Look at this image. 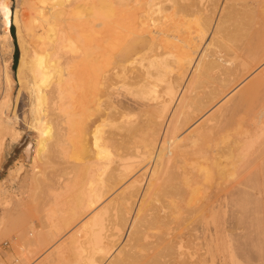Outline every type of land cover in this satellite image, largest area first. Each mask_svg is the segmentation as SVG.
Wrapping results in <instances>:
<instances>
[{
    "label": "bare ground",
    "instance_id": "bare-ground-1",
    "mask_svg": "<svg viewBox=\"0 0 264 264\" xmlns=\"http://www.w3.org/2000/svg\"><path fill=\"white\" fill-rule=\"evenodd\" d=\"M11 2L0 0V32L3 37L0 38V78L4 83L0 94V165L5 135L12 142L22 135L16 126L17 113L8 116L13 106L15 80L11 66L14 51ZM22 2L27 9L24 18L21 14L25 12L20 14L23 9L19 10L21 27L26 32L25 56L17 73L22 84L27 78L30 80L27 89L32 103L31 126L38 132L34 159L39 158L46 140L43 152L50 137L59 136L58 139L63 137L65 139L62 140L67 142H61L63 146L69 144L84 159L95 156L97 170L95 173L91 165L89 167L93 168L94 174L89 172L88 161L85 160L87 174H91L90 177L94 175V184L87 175L89 189L81 192L78 188L81 200L80 197L75 200L78 206L73 207L72 212L70 210V220L62 217L64 210H60L58 215L51 213L55 214L50 215L51 219L57 217L55 222L59 216L67 219L64 226L71 227V234L65 244L67 249L64 248L68 251L59 250V255L49 264L64 261L68 258L64 254L69 251L77 253H73L76 264H161L166 260H161V256L166 257L169 251L172 256L175 253L172 250L183 252L186 249L183 233L173 234L171 229H167L170 232L152 231L166 226L167 221L160 214L161 209L156 212L151 204L161 190L166 191V187L172 189L170 187L190 180L189 171L182 169L188 164L194 168L191 172L203 173L204 179L218 173L219 182L222 179L228 184L238 176L241 179L242 173L250 167L248 182L253 181V187L258 191L254 189L253 193H246L248 187H244L248 185L243 184L246 178H242V182L237 178L238 184H230L226 194L218 195L205 207L213 220V229L200 244L214 257L221 254L218 264H264V210L256 203L263 212L257 210L253 213L250 204H246L250 199L258 204L264 201V68L246 85L236 101L212 113L193 129L190 128L194 123H189L193 112L190 108L205 111L230 94L227 91L232 85L245 80L246 75L264 65V0ZM207 35L210 37L204 44ZM2 55H8V58L3 60ZM165 68L172 73L170 85L159 91L155 88L154 79ZM179 87L182 93L180 100L171 107L172 96ZM257 96L260 99L251 111H247L249 114L241 115L244 113L240 111L243 103ZM63 146L61 152L64 153ZM138 149L141 159L127 161ZM195 155L197 158L193 157ZM94 159L90 161L94 162ZM146 159L153 165L147 184L141 189L139 179L133 178L132 173ZM22 169L20 164L12 171L19 176ZM194 183L198 185L199 181ZM122 184L126 185L116 197L106 202ZM71 185H74L72 180ZM194 185L186 186L191 194L197 190ZM73 188H70L71 194ZM83 188L81 186V190ZM6 189H0V203L3 204L7 203ZM179 192L182 194L183 191ZM238 192L243 193V203ZM234 194H238L240 202L245 203L244 207L252 211L249 214L248 209H244L247 212H243L246 217L249 214L250 222L252 220L250 226L245 223L250 231L245 226L244 229L251 232L255 228L251 232V240L247 239L248 243L240 237L242 229L234 232L239 236L233 233L234 210L229 199ZM238 207L235 205L236 210ZM236 214L243 215L239 211ZM238 223L236 228H239ZM59 227L56 235L61 236ZM49 228L39 234L44 232L43 237H52L49 240L52 241L56 236L55 230ZM234 235L242 239L245 260L241 252L240 257V250L236 251L240 242L237 241L235 247ZM45 239L40 238L39 242L48 243ZM197 244L199 241L193 245ZM193 250V256L198 254L193 263H197L200 254L197 249ZM255 252L257 259L254 258ZM229 253L232 260L228 258Z\"/></svg>",
    "mask_w": 264,
    "mask_h": 264
},
{
    "label": "rangeland",
    "instance_id": "rangeland-1",
    "mask_svg": "<svg viewBox=\"0 0 264 264\" xmlns=\"http://www.w3.org/2000/svg\"><path fill=\"white\" fill-rule=\"evenodd\" d=\"M11 1H12L11 6L13 8L11 32L13 35V42H14V51H13L11 66H12L13 75H14L15 80L13 83L14 89L12 88L13 106H12V110L8 113V116L9 117L13 116L12 115L13 112L17 113V115H18V118H17L18 121L17 122L18 123L16 124V126L22 135L15 142H12L10 140V137L8 135H5V141H4L5 142V148L1 154V165H0V183H1L0 185H1V187H0V189L3 187L5 189L7 188L6 189L7 192L5 193V198L7 199V203H5V204L0 203V264H49L57 256V254L59 255L60 251H62L64 253H66L68 251V250L66 251L67 247H65V246L67 245V241H68L69 236H70L69 234H71V231H70L71 227H70V229L65 228L64 225L66 224V222H67L66 220L68 218L70 220V213L73 211V207L78 206V201H75V200L79 199V197L81 196L80 193L84 189H89V187L87 186L89 181L95 179V178H93L94 175L90 177L91 174L89 173L90 175H88L87 173L89 171V172H93L92 174H94L93 168H95L94 169L95 173L97 172L96 167H95L96 162H95V159L93 158L95 156L91 157L92 159H94L93 160L94 162H92V160L90 161V159H91L90 157L84 159V157L77 150L74 151L75 148L72 149L71 146H68L69 144L68 145L66 144L67 148L65 146H63L61 142L64 141L63 143H65L66 140H62V139H65L62 136H60V138L62 137V139H58L59 136H57L55 138L50 137L48 147H46L45 151L43 152L42 149H44L45 143L47 144V142H46L47 140H46L44 145L41 146L42 152H40L39 158L34 159V153H35L34 148L36 145V139L38 138V132L34 129V127L31 126L32 125L31 124L32 123L31 122L32 121V119H31V117H32V109H31L32 103H31L30 94H29L28 89H27L28 81H30V80H27L28 79L27 78L26 82L24 84H22L19 81L18 73H17L18 72L17 68H19L20 61L22 60L23 56H25V45L24 44H25V38H26V34H25L26 32H24L25 30L22 29L21 23L19 20V10L23 9V11H20V14H21V12H25V13L21 14V17L24 18L25 17L24 14L26 15L27 9H26V5L23 4L22 0H11ZM0 22H1V20H0ZM13 26H14V28H13ZM0 29H1V24H0ZM209 37H210L209 35L206 36L204 44L209 39ZM0 38L1 39L3 38L1 35V32H0ZM27 38H28V36H27ZM22 43H23V45H22ZM234 46H236V45L234 44ZM27 50H28V48H27ZM2 57H3V60H5L8 58V55H5V57H4V55H2ZM3 60H2V62H3ZM263 66L264 65L260 66L256 70H253L251 73L246 75L244 77L245 80L242 79L243 81L240 80L239 82L232 85V87L227 91V93L229 92L230 94H228L220 102L213 103L210 107L205 109V111L200 112V111L193 110L192 108H190V111L192 110L193 112L190 113L191 114V117H190L191 121L189 123L190 124L194 123V124H192L190 129L197 127L208 116H210L212 113H215L216 111H218L223 106L231 104L234 101H236L238 99L239 94L241 95V93L244 92V88L246 87V85H248L259 74V72L262 68H264ZM171 76H172V73L169 69H166V68L162 69L159 72L158 77L154 79L155 88L158 89L159 91H161L163 86H165V85L169 86L170 81H171ZM3 88H4V83L2 84V79L0 78V94L3 91ZM181 94H182L181 93V87H179V89L172 96L171 105H170L171 107L174 105L176 106L178 104V101L180 100ZM260 95H262V94H260ZM259 99H260V96H257V97H252L250 100L245 101L243 103L241 110H240L241 112L244 111V113L240 112L241 115L247 114L249 111H251L252 107L255 104H257ZM245 111H246V113H245ZM106 128H108V127H106ZM54 141H56V142H54ZM59 141H60V146L62 145L63 148L65 147L64 153H63V151L61 152L62 146L61 147L58 146ZM56 147H58V148H56ZM68 147L69 148L71 147V149L73 151H71V149L69 150ZM139 149H138V151L132 150L134 152V154L131 158L127 159V161L128 160H136V161L140 160L141 158L138 155ZM76 151H77V154H76ZM62 153H63V156H61ZM256 154H258V152ZM59 155H60V157H59ZM79 155H81V156H79ZM2 156H3V158H2ZM193 157H196V155ZM31 159H33V160H31ZM86 159L88 162L85 161ZM193 159H195V158H193ZM82 160H83V162H82ZM51 161H53V162H51ZM84 162H87V165ZM13 163L15 165H13ZM42 163H43V165H42ZM81 163L82 164L84 163V164L82 165ZM88 163L90 165H88ZM20 164H21V167L23 168L22 173L19 176H16L15 171H12V169L16 170L18 167H20ZM17 165H19V166H17ZM85 165L88 167L89 166L91 167V165H92V167L93 166L94 167L93 168L89 167L91 169V171L89 168H88L89 170L87 171ZM152 165H153V162H150L149 159H146L139 166H137L132 173L133 178L139 179V181H140L139 183L141 184V189H143L145 187L144 185L150 176L149 173L151 172ZM183 168H184V170L186 168V171H189L187 173L189 174L188 176H190V180L189 181L185 180V184H183L184 182H181V184L177 185L176 187H170L172 189H169L166 187V189H165L166 191L161 190L156 195V197L153 199L152 204H151L152 207L154 205V207H153L154 211L158 212L161 209L160 214L162 216H165L166 218L165 217H163V218H164V220L167 221L166 226L164 225L162 227L160 226V227L154 228L152 230L153 232L157 233L161 230H163V232H164L167 229H169V230L171 229L170 230L171 233L172 232H173V234L183 233L182 235L183 236L185 235L187 237V239H186V237L184 236L186 249H184V251L182 250L183 252H181V250H178V251L172 250V252H175L174 254L172 253L173 254V256H172V255H169L171 253V251H169V254L166 255V257L163 255L161 256V258H162L161 260H163L164 258L166 260H163V262H161V260H160V262H161V264L162 263L163 264H218V260H220L221 254L218 253L217 254L218 256L216 255V257H214L213 253L210 250H208V248L206 249L207 250L206 251L205 248H203L202 245L200 244L204 240L205 236H207L208 233L211 232L213 229L212 228L213 220L211 219V216H209L206 213L207 209H205V207L209 206L213 201H215V199L218 195L226 194V192L228 190L227 188L229 187L230 184L231 185H233L232 183L238 184L237 180H236L237 178L241 182L244 181L243 179L246 178L245 180H247V181H245L243 183L245 185H248V186L244 187L245 189L248 187V189H246V193H249V192L253 193L255 190H256L255 192H257L258 189H256V187H253L254 186L253 184H255V183H253V181H251V180H250L251 183L248 182L249 177H247V176H248V173L251 171V169L248 166L247 167L248 169H246V171L243 170L244 174L242 173L241 179H240V176H238L235 179V181L231 180L234 182H231L230 184H228V183H224V182H226V180H224V179H223L224 181H222V179H221L219 182L220 177H219L218 173H216L217 176L214 174L210 178L205 177V179H204L203 173H202L203 174L202 175V174H200L199 171H192L191 172V170L194 168L190 167L189 164L184 165L182 167V169ZM6 171H7V173H6ZM247 171H249V172H247ZM33 172H35V173H33ZM8 174H9V176H8ZM11 175L13 177H11ZM14 175L17 178L18 177L19 178L16 180L15 179L16 177ZM87 175L89 176L88 177L89 181H88V178L86 177ZM5 177H7V178H5ZM84 177L87 179H84ZM95 177H96V175H95ZM33 178H34V180H33ZM2 179L4 180L3 182H2ZM5 179H6V181H5ZM73 179H75V180H73ZM71 180H72V184H74L73 190L77 193L76 196H75V193L73 194L74 191L72 192V194L70 192V190H71L70 188L73 187L71 185ZM73 181L74 182L76 181V182L73 183ZM196 181H197V183L199 181L198 185L194 183ZM67 183L70 185H68L69 187L66 190L65 186ZM77 183H80V184H77ZM193 183L196 185L197 190L194 193H192L193 194L192 195L190 193V190H189L190 188L187 187V189H186V186L187 185L189 187L193 186L194 185ZM93 184H94V180H93ZM126 184H124V185L122 184L120 186V189L116 193L111 195L106 200V202H108L111 198L116 197L117 193ZM182 184H183V187H180V186H182ZM189 184H193V185H189ZM84 185H86L88 188H86V186H84ZM88 185H90V184H88ZM195 185H194V187H195ZM245 185H242V186H245ZM75 186H76V190H75ZM81 186L85 187V188H83L81 190ZM177 187H178V189H177ZM78 188L81 191L79 193L80 195H78V192H79ZM174 188L176 189V191L175 190L173 191ZM179 188L184 189V190H179ZM167 189H169V190L167 191ZM192 189L193 188L191 187V190ZM77 190H78V192H77ZM177 190H179L181 192L183 191L182 194H179L180 192ZM184 191H185V194H184ZM188 191H189V193H188ZM68 192H70V193H68ZM176 192H178V194ZM238 193L240 194V192H238ZM68 194L69 195L71 194L72 197H74L73 198L74 201L72 200V197L68 196ZM234 195H236V194H234ZM234 195L232 196V198L229 199L230 203H232L230 205L232 206V209L234 210V214L232 215L233 216V223H234L233 224V233L235 232L236 229H237L236 231H240L239 229H242L241 232H243V233H241V234L242 235L244 234L246 237L245 236L242 237L241 234H240V237L243 239H246V240L249 239V241H250L251 240V238H250L251 232H253L255 230V228L252 229L253 231L249 232L250 230L248 228H246V226H245L246 224L250 226L251 222H252V220L250 222L249 218H248V215L252 211H250L248 208H245V207H247L248 204H250L251 208L253 209V213L257 210L261 211L262 209L261 208L258 209L259 208L258 206L262 207L264 210V201H259L260 204H258L257 201L251 200V199H250L251 200L250 201L248 199L249 202L248 203L246 202L247 206L244 207L245 203L242 204L244 202L243 193L240 194L241 197L238 196V194L236 196H234ZM76 197H77V199H76ZM238 197H240V199L243 197L242 198L243 201L239 200ZM71 200L73 202H70ZM80 200H81V197H80ZM232 200H234V201L238 200V202L235 201L236 202V204H235V202ZM245 201H246V198H245ZM233 202H234V204H233ZM239 202L242 204L243 207L240 205ZM76 203H77V205H76ZM238 203H239V205H238ZM256 203L258 206H256ZM66 204H68V205H66ZM155 205H156V208H155ZM202 205H204V207H202ZM235 205H236V207L237 206L242 207L243 211L241 212L242 209L240 207L237 208L239 210H236ZM68 207H72V208L70 209ZM244 209H248L249 214L247 213V217L244 214L247 212V210L245 211ZM60 210L61 211L64 210V212L62 211L63 213H61V214H62V217L65 216V218H67V219L64 220V218L62 219L61 216H59V218H60V223H59V218H58V222L57 221L55 222V218L57 220V217H53L51 219L50 215L53 212L57 213V215H58L60 213ZM70 210H71V212H70ZM237 211H239L240 214H243L242 217L244 218V221H242L243 219L241 220L242 217L240 215L236 214ZM161 212H163V213H161ZM262 212L263 211H261V213ZM53 215H55V214H53ZM53 215H51V216H53ZM262 215L264 217L263 213H262ZM251 216L252 215H250V218H251ZM260 216H261V214H260ZM235 217H237V219ZM238 218H240L239 223H238ZM53 221L55 222L54 225H53ZM241 221H242V223H241ZM64 222H65V224H64ZM236 222L238 223L239 228L238 227L236 228V226H237ZM51 223H52L54 228L51 227L52 226V225H50ZM56 223H59V224H56ZM243 223H244V225L242 226L241 224H243ZM234 225H235V227H234ZM48 226L50 228H52V230H55V231H53L54 235H56V228L60 226L59 229L61 228L60 230L62 231L61 236L56 235L55 239H53L52 241H49L52 239V237L50 238L47 235H44L45 237H43L42 233L46 232V230L49 228ZM244 226L249 231L245 230ZM249 226H247V227H249ZM72 227H73V225H72ZM250 229H251V227H250ZM169 230H167V231L170 232ZM41 231H44V232L39 234V232H41ZM203 231H205V232H203ZM37 234H38V236H37ZM40 235H42V236H40ZM235 235L239 236V235H237V233ZM235 235L233 237L234 238V242H233L234 244L237 241H239V242L242 241V239L240 237L238 239V237H236ZM40 238H42V239L46 238L45 240L48 239L46 241L48 243H42L41 241H40L41 242L40 243L39 242ZM189 240H190V242H189ZM198 241H199L200 246L198 244L193 245L194 243L195 244L198 243ZM243 241H245V240H243ZM50 243H51V245H50ZM247 243H248V240H247ZM242 244L240 242L239 248L238 247L236 248V251H237V249L240 250L238 252L239 254H240V252H241V254L243 253ZM244 244H246V242ZM236 245H238V244H235V247H236ZM194 247H195L194 250L197 249L196 251H198L200 254V261L197 263H193L195 258L198 257V254H196L195 256L192 255V253H193L192 250ZM64 248H66V249H64ZM62 249H64L65 251H63ZM231 250L233 251L232 247H231ZM177 252L178 253L180 252V253L178 254ZM201 252L203 253V256L201 255L202 254ZM256 252H259V255L263 256V254L260 253V251H256ZM256 252L254 254V256L256 255L254 257L255 259H257V257H258ZM263 252H264V250H263ZM73 253H75V251H73V252L69 251V253L64 254L65 257H68V258L64 259V261L58 262L57 264H73V263L76 264L77 261L76 262L73 261L76 257V256L75 257L73 256ZM76 254L77 253H75L74 255H76ZM241 254H240V257L242 258ZM228 258H229V260H232L230 253H229ZM77 259H78V257H77ZM242 259L245 260L244 255H243ZM71 262H73V263H71Z\"/></svg>",
    "mask_w": 264,
    "mask_h": 264
},
{
    "label": "trees",
    "instance_id": "trees-1",
    "mask_svg": "<svg viewBox=\"0 0 264 264\" xmlns=\"http://www.w3.org/2000/svg\"><path fill=\"white\" fill-rule=\"evenodd\" d=\"M13 28H14V26H13Z\"/></svg>",
    "mask_w": 264,
    "mask_h": 264
}]
</instances>
